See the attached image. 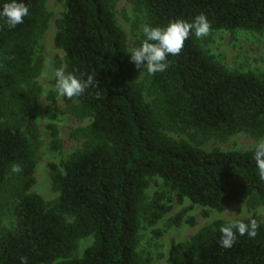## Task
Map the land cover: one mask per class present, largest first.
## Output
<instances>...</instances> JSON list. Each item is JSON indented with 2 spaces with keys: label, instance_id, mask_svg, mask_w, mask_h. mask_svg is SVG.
<instances>
[{
  "label": "trees",
  "instance_id": "trees-1",
  "mask_svg": "<svg viewBox=\"0 0 264 264\" xmlns=\"http://www.w3.org/2000/svg\"><path fill=\"white\" fill-rule=\"evenodd\" d=\"M57 1L63 11L53 42L63 51V70L83 80L93 76L80 96L63 97L65 110L89 122L71 130L81 145L60 165L48 164L58 194L45 201L31 187L42 142L36 124L41 87L35 79L43 63L38 45L50 15L46 0H23L29 15L22 24L9 29L0 21V210L13 216L11 226L0 229V264H21V257L28 264H150L137 250L141 219L153 225L171 209L163 192L144 200L152 177L178 203L187 198L218 211L230 202L264 204L254 148L199 146L240 132L264 135V75L228 69L190 34L180 54L167 57L164 72L142 69L137 78L114 14L116 0ZM127 1L143 25L164 27L203 14L211 29L264 30V0ZM133 34L136 48L141 28L135 25ZM58 112L56 105L45 108L52 149L61 146L52 121ZM13 164L22 171L13 173ZM181 215L171 222L178 224ZM251 220L258 224L256 236L238 235L230 249L218 241L220 229L233 221H210L172 241L167 264H264V221L255 213L236 221ZM87 236L92 242L77 255Z\"/></svg>",
  "mask_w": 264,
  "mask_h": 264
},
{
  "label": "rangeland",
  "instance_id": "rangeland-1",
  "mask_svg": "<svg viewBox=\"0 0 264 264\" xmlns=\"http://www.w3.org/2000/svg\"><path fill=\"white\" fill-rule=\"evenodd\" d=\"M46 9L50 16L38 45L43 63L40 73L35 79L41 87L37 99L36 124L42 142L37 151L35 183L31 187V191L39 194L45 201L51 202L58 193L52 188L48 164L60 165L72 151L81 145V140L72 137L70 133L75 127L87 124L89 118L77 119L67 112L63 97L59 96L55 90L54 74L57 69L64 68V54L54 45L53 38L57 30L56 19L61 15L63 6L57 0H46ZM113 10L118 24L126 33L129 50H131L134 41L133 28L135 25L138 29L142 28V15L135 12L127 0H116ZM198 42L204 51L211 54L228 69L264 75V30L210 28L208 35L199 38ZM133 71L137 78L140 77V71L134 64ZM52 93H54L53 102L50 100ZM48 104L56 105L59 110L55 119L52 120L58 131L61 145L59 149L51 148V135L47 128V123L50 120L45 114ZM169 134L175 139H187L186 136L176 133ZM258 139L240 132L231 135L225 141L205 139L199 143V146L204 150L212 148L249 150L254 148ZM155 192H163L167 197H171V209L153 225H147L141 219L137 250L141 256L149 258L150 264H167L168 250L172 241L187 239L212 220L220 218L226 221H236L255 213L264 221V204L253 208L246 201L230 202L223 210L218 211L207 206L192 204L187 198L182 203H178L173 193L168 192L159 177H152L149 180V184L144 190V200H150ZM179 213H182L180 222L172 223L171 219H174ZM191 220L193 223H190ZM12 223L11 213L6 208L1 209L0 229L10 227ZM91 242V236L80 239L75 253L81 254Z\"/></svg>",
  "mask_w": 264,
  "mask_h": 264
},
{
  "label": "clouds",
  "instance_id": "clouds-1",
  "mask_svg": "<svg viewBox=\"0 0 264 264\" xmlns=\"http://www.w3.org/2000/svg\"><path fill=\"white\" fill-rule=\"evenodd\" d=\"M28 15L29 8L23 0H7L0 5V21L9 29L22 24ZM209 30L210 22L203 14L194 17L191 22L177 19L164 27L144 24L141 28L143 40L139 47L130 50V61L140 69V72L143 69L148 75L164 72L168 67L167 57L179 55L190 34L199 39L207 36ZM54 78L57 94L66 98L80 96L86 88L93 84V76L83 80L72 73L66 74L63 69H57ZM253 159L258 176L264 181V137L259 138L254 145ZM11 171L19 173L22 169L19 164H13ZM257 228L258 224L255 220L248 223L230 222L220 229L219 246L230 249L238 235L247 234L250 238L255 237ZM21 264H28L26 257H21Z\"/></svg>",
  "mask_w": 264,
  "mask_h": 264
}]
</instances>
